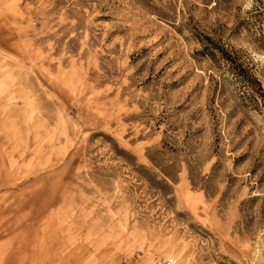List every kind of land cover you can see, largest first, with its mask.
Masks as SVG:
<instances>
[{"label": "rangeland", "instance_id": "rangeland-1", "mask_svg": "<svg viewBox=\"0 0 264 264\" xmlns=\"http://www.w3.org/2000/svg\"><path fill=\"white\" fill-rule=\"evenodd\" d=\"M0 264H264V0H0Z\"/></svg>", "mask_w": 264, "mask_h": 264}, {"label": "trees", "instance_id": "trees-1", "mask_svg": "<svg viewBox=\"0 0 264 264\" xmlns=\"http://www.w3.org/2000/svg\"><path fill=\"white\" fill-rule=\"evenodd\" d=\"M261 89L260 88H258V91H260Z\"/></svg>", "mask_w": 264, "mask_h": 264}]
</instances>
